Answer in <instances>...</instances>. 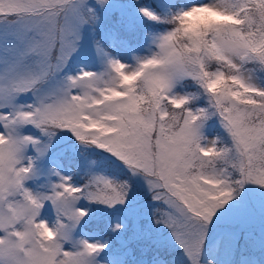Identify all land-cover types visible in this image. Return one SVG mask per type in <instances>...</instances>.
Wrapping results in <instances>:
<instances>
[{"label": "snow or ice", "instance_id": "6c2138e0", "mask_svg": "<svg viewBox=\"0 0 264 264\" xmlns=\"http://www.w3.org/2000/svg\"><path fill=\"white\" fill-rule=\"evenodd\" d=\"M0 264H264V0H0Z\"/></svg>", "mask_w": 264, "mask_h": 264}]
</instances>
